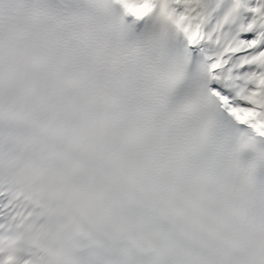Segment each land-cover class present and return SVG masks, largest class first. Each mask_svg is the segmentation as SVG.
<instances>
[{
    "label": "snow or ice",
    "instance_id": "snow-or-ice-1",
    "mask_svg": "<svg viewBox=\"0 0 264 264\" xmlns=\"http://www.w3.org/2000/svg\"><path fill=\"white\" fill-rule=\"evenodd\" d=\"M0 264H264V0H0Z\"/></svg>",
    "mask_w": 264,
    "mask_h": 264
}]
</instances>
